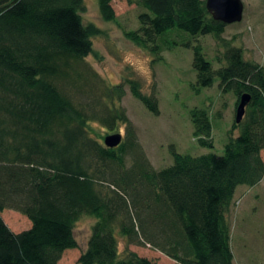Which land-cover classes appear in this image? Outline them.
Listing matches in <instances>:
<instances>
[{"label":"trees","instance_id":"16d2710c","mask_svg":"<svg viewBox=\"0 0 264 264\" xmlns=\"http://www.w3.org/2000/svg\"><path fill=\"white\" fill-rule=\"evenodd\" d=\"M126 2L139 9V26L124 34L149 53L159 55L170 30L222 44L217 68L194 47L195 91L217 82L236 105L247 93L245 114L232 124L222 155L194 157L171 147L172 164L156 170L119 104L124 85L107 84L85 61L101 32L83 24V0H0V264H57L77 247L73 228L83 216L93 223L76 264H157L134 252L120 256L118 235L175 264H234L227 215L235 191L264 179V66L224 42L228 25L211 17L205 0ZM97 4L104 21L116 20L113 0ZM126 85L159 114L154 95L134 80ZM190 121L197 144L212 148L208 112L194 108ZM93 122L109 132L124 125L120 144L106 147ZM5 209L30 227L12 231Z\"/></svg>","mask_w":264,"mask_h":264},{"label":"rangeland","instance_id":"374dc122","mask_svg":"<svg viewBox=\"0 0 264 264\" xmlns=\"http://www.w3.org/2000/svg\"><path fill=\"white\" fill-rule=\"evenodd\" d=\"M242 1V21L226 26L222 38L224 42L241 48L245 60L264 66V0ZM83 2L84 10L80 13L83 24H93L101 32L93 37V53L85 61L107 84L124 85L125 95L119 104L134 126L151 166L161 170L171 165V147L179 154L194 157L209 153L222 155L235 122L237 98L232 92H222L217 82L196 92V72L192 64L194 47L199 45L204 57L213 63L214 68L219 67L215 59L224 51L222 44L211 35L191 36L183 31L170 30L169 37L159 40V55L152 54L139 48L124 34L139 26L136 6L126 0H113L116 20L107 22L100 16L97 0ZM175 33L178 35L170 36ZM127 80L138 82L144 94L156 97L159 114H152L133 97L126 85ZM194 108L205 109L209 114L212 148L198 145L193 137L190 111ZM90 127L101 141L112 133L125 135L124 125H118L114 132L95 122L90 123ZM261 155L264 160V149ZM227 216L234 264H264V179L254 187H237ZM1 217L15 233L30 227V221L17 211L5 209ZM92 223L90 216H83L75 223L73 234L77 247L65 250L57 264H76L86 247ZM117 244L120 256L134 252L157 264L176 263L149 244L129 243L120 235Z\"/></svg>","mask_w":264,"mask_h":264},{"label":"water","instance_id":"95a60500","mask_svg":"<svg viewBox=\"0 0 264 264\" xmlns=\"http://www.w3.org/2000/svg\"><path fill=\"white\" fill-rule=\"evenodd\" d=\"M206 9L215 21L224 25H232L242 21L244 4L242 0H205ZM251 96L247 93L240 97L236 108L235 122L239 124L245 114L246 106L250 103ZM119 133L110 134L104 137V145L108 148H115L121 142Z\"/></svg>","mask_w":264,"mask_h":264}]
</instances>
